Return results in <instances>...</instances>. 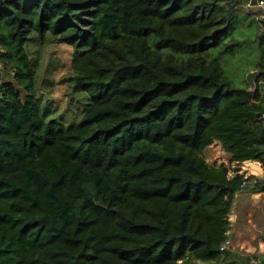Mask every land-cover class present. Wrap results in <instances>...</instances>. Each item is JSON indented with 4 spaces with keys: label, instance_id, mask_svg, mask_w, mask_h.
<instances>
[{
    "label": "trees",
    "instance_id": "obj_1",
    "mask_svg": "<svg viewBox=\"0 0 264 264\" xmlns=\"http://www.w3.org/2000/svg\"><path fill=\"white\" fill-rule=\"evenodd\" d=\"M249 1L0 0V264L252 260L221 246L255 177L205 159L219 140L264 168V19L235 29ZM32 33L78 51L79 124L42 117ZM245 44L254 88L222 60Z\"/></svg>",
    "mask_w": 264,
    "mask_h": 264
},
{
    "label": "rangeland",
    "instance_id": "obj_2",
    "mask_svg": "<svg viewBox=\"0 0 264 264\" xmlns=\"http://www.w3.org/2000/svg\"><path fill=\"white\" fill-rule=\"evenodd\" d=\"M251 13L255 17V14L253 12ZM249 14L250 10L248 11L243 7L238 9L235 29L240 34L245 35H249V33L254 31L257 34L261 33L263 27L257 21L253 22L254 18L253 16L252 18L249 17ZM235 29L228 36L233 37L234 31L236 32ZM247 45H240L239 47L245 48ZM26 48L33 62V73L36 78L38 92V104L42 117L47 121L56 120L64 124L65 127L75 123L79 124L82 119L81 112L90 97L80 90L75 80L73 65L79 56L78 51L68 44L55 41L53 37L46 38L42 41L35 33L30 35L26 43ZM251 49H255L253 44L247 46L242 51L244 57L241 55L235 57L230 53L222 56L226 70L229 73H232V71L235 72L236 83L241 86H243V82L248 75L244 71L245 68H248L250 63L257 62L258 60L256 54L251 53ZM237 167L243 173L251 176L250 172L245 169L246 164L237 165ZM251 214L253 221L258 222V217L261 216L260 212L254 209L251 211ZM250 234L253 237L256 234L258 238L259 230L255 229L254 231H250ZM260 236H262L260 239L254 238L249 240L254 244H257L259 241L264 243V232ZM241 241L243 239L234 238V242L236 243ZM258 260L262 259L260 258ZM262 264H264V260H262Z\"/></svg>",
    "mask_w": 264,
    "mask_h": 264
},
{
    "label": "crops",
    "instance_id": "obj_3",
    "mask_svg": "<svg viewBox=\"0 0 264 264\" xmlns=\"http://www.w3.org/2000/svg\"><path fill=\"white\" fill-rule=\"evenodd\" d=\"M242 7L249 11L246 6ZM232 158V154L224 150L223 144L219 140H216L205 152L206 161L210 166L214 167L225 164L229 168L234 169L238 164L237 162H233ZM242 164H246L245 169L250 172L251 176L255 177V180L249 181L248 186L238 192L234 199L229 217L231 223L228 237L233 239V241L234 238L243 239L239 243L234 242L235 246L231 251L243 256L244 259H252L250 260L251 262L244 260L245 264H262L261 262L264 260V243L259 241L257 244H254L249 239H260L262 237L260 235L264 232V168L258 161H246ZM249 165L254 166L255 171L249 169ZM240 173H243V171H240ZM234 174L230 170L229 177H233ZM254 209L260 212L261 215L258 217V222L253 221L251 217V211ZM255 229L259 230L258 238L256 234L255 237L250 234V231H254ZM260 258L262 260H258ZM199 264L207 263L199 262Z\"/></svg>",
    "mask_w": 264,
    "mask_h": 264
},
{
    "label": "built area",
    "instance_id": "obj_4",
    "mask_svg": "<svg viewBox=\"0 0 264 264\" xmlns=\"http://www.w3.org/2000/svg\"><path fill=\"white\" fill-rule=\"evenodd\" d=\"M245 6L255 14L256 19H264V0H250ZM3 70V65L0 63V85L3 83L4 79ZM248 184L249 182H244L241 189H245ZM234 246L235 243L233 239L228 237L227 240L222 243L221 251H230Z\"/></svg>",
    "mask_w": 264,
    "mask_h": 264
},
{
    "label": "water",
    "instance_id": "obj_5",
    "mask_svg": "<svg viewBox=\"0 0 264 264\" xmlns=\"http://www.w3.org/2000/svg\"><path fill=\"white\" fill-rule=\"evenodd\" d=\"M258 75V71H251L250 73H248L247 75V81L249 83V85L251 86V88H254V81H255V78L257 77Z\"/></svg>",
    "mask_w": 264,
    "mask_h": 264
},
{
    "label": "bare ground",
    "instance_id": "obj_6",
    "mask_svg": "<svg viewBox=\"0 0 264 264\" xmlns=\"http://www.w3.org/2000/svg\"><path fill=\"white\" fill-rule=\"evenodd\" d=\"M249 168L252 169L253 171H255V167L254 166H250Z\"/></svg>",
    "mask_w": 264,
    "mask_h": 264
}]
</instances>
